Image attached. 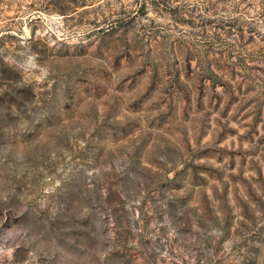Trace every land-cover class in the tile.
<instances>
[{"label": "rangeland", "instance_id": "1", "mask_svg": "<svg viewBox=\"0 0 264 264\" xmlns=\"http://www.w3.org/2000/svg\"><path fill=\"white\" fill-rule=\"evenodd\" d=\"M0 264H264V0H0Z\"/></svg>", "mask_w": 264, "mask_h": 264}]
</instances>
